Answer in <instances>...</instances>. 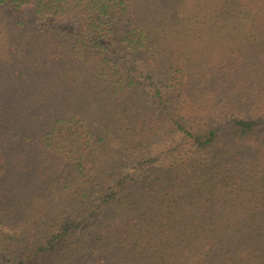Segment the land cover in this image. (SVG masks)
Segmentation results:
<instances>
[{
    "label": "trees",
    "instance_id": "16d2710c",
    "mask_svg": "<svg viewBox=\"0 0 264 264\" xmlns=\"http://www.w3.org/2000/svg\"><path fill=\"white\" fill-rule=\"evenodd\" d=\"M213 93L264 100V0H0V264H264V116Z\"/></svg>",
    "mask_w": 264,
    "mask_h": 264
},
{
    "label": "rangeland",
    "instance_id": "374dc122",
    "mask_svg": "<svg viewBox=\"0 0 264 264\" xmlns=\"http://www.w3.org/2000/svg\"><path fill=\"white\" fill-rule=\"evenodd\" d=\"M133 59L135 60L133 62L136 64L137 70L140 72L138 78H144L149 72V69L152 70V65L145 62L144 60H140V58ZM144 102V112H149L150 110L156 108V106L153 104V102L148 96H145ZM193 103L198 105L201 112H203V114H205L206 116H215L213 119H217L219 123L223 124V126H226L225 118L231 115L240 118H258L264 116V100L251 101L248 103L250 104L248 106H246L244 102V105L242 104L240 105V107H232L227 100H224L220 96L213 93L211 94V97L201 94L198 96L197 99H193ZM168 106L171 115L174 116V118L179 119L181 117L183 109L180 107L179 101L177 99L173 100V98L171 97ZM207 122H209V120L204 117L203 124ZM119 125L120 124L117 125L118 128ZM163 128V132L165 133V141L158 146L152 147L151 149H147L145 152L141 151L138 148H135L134 146H128V144L124 145V143L122 144V142H120L121 137L115 138L112 147L108 148L105 153V156L109 159H112V156L116 154V151L120 149L121 156H123L122 162L119 164L121 168H117V166L115 165V163L117 164V162H114L112 166L113 171L108 170L106 172V178L112 175V172L114 174H119L121 172L134 174V170L132 169V167H134L135 164L130 163L133 162L136 157H138V153H140L139 156L146 158H149L150 156L159 158V162H161L162 166L165 167L164 164H167L168 161L171 160L170 156H172L173 154L174 156H176V153L184 154L185 152H187L190 147L189 143L183 140L181 136L173 133L171 127L166 125ZM261 139L264 142V130L261 133Z\"/></svg>",
    "mask_w": 264,
    "mask_h": 264
}]
</instances>
